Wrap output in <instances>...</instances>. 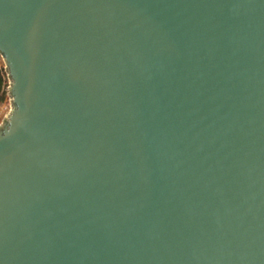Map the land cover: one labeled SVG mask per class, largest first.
Returning <instances> with one entry per match:
<instances>
[{"label": "water", "instance_id": "water-1", "mask_svg": "<svg viewBox=\"0 0 264 264\" xmlns=\"http://www.w3.org/2000/svg\"><path fill=\"white\" fill-rule=\"evenodd\" d=\"M0 264H264V0H0Z\"/></svg>", "mask_w": 264, "mask_h": 264}, {"label": "built area", "instance_id": "built-area-1", "mask_svg": "<svg viewBox=\"0 0 264 264\" xmlns=\"http://www.w3.org/2000/svg\"><path fill=\"white\" fill-rule=\"evenodd\" d=\"M0 125L8 118L12 108V98L9 95L11 80L6 70L4 58L0 54Z\"/></svg>", "mask_w": 264, "mask_h": 264}, {"label": "trees", "instance_id": "trees-1", "mask_svg": "<svg viewBox=\"0 0 264 264\" xmlns=\"http://www.w3.org/2000/svg\"><path fill=\"white\" fill-rule=\"evenodd\" d=\"M0 82H1V80H0Z\"/></svg>", "mask_w": 264, "mask_h": 264}]
</instances>
